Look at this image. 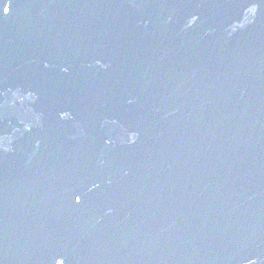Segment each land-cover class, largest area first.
Wrapping results in <instances>:
<instances>
[{"label":"water","instance_id":"1","mask_svg":"<svg viewBox=\"0 0 264 264\" xmlns=\"http://www.w3.org/2000/svg\"><path fill=\"white\" fill-rule=\"evenodd\" d=\"M61 259L264 264V0H0V264Z\"/></svg>","mask_w":264,"mask_h":264},{"label":"flooded vegetation","instance_id":"2","mask_svg":"<svg viewBox=\"0 0 264 264\" xmlns=\"http://www.w3.org/2000/svg\"><path fill=\"white\" fill-rule=\"evenodd\" d=\"M10 4H12V2H11V1H9V2H8V6H9ZM3 102H6V100H3ZM61 262L63 263L62 259H61V260H59V264H61Z\"/></svg>","mask_w":264,"mask_h":264},{"label":"snow or ice","instance_id":"3","mask_svg":"<svg viewBox=\"0 0 264 264\" xmlns=\"http://www.w3.org/2000/svg\"><path fill=\"white\" fill-rule=\"evenodd\" d=\"M4 11L7 12V11H9V9L5 8ZM61 264H62V262H61Z\"/></svg>","mask_w":264,"mask_h":264}]
</instances>
